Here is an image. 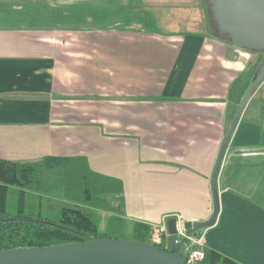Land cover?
I'll return each mask as SVG.
<instances>
[{
	"label": "crops",
	"instance_id": "0c3cea01",
	"mask_svg": "<svg viewBox=\"0 0 264 264\" xmlns=\"http://www.w3.org/2000/svg\"><path fill=\"white\" fill-rule=\"evenodd\" d=\"M196 1L0 0V158H86L122 180L124 217L151 225L150 242L172 217L209 219L219 151L264 51L195 29ZM218 191L216 223L182 250L264 264V81Z\"/></svg>",
	"mask_w": 264,
	"mask_h": 264
},
{
	"label": "trees",
	"instance_id": "16d2710c",
	"mask_svg": "<svg viewBox=\"0 0 264 264\" xmlns=\"http://www.w3.org/2000/svg\"><path fill=\"white\" fill-rule=\"evenodd\" d=\"M206 2V8L202 0L190 5V20L198 31L206 33V14L210 32L229 41L220 33L209 0ZM124 214L122 180L93 170L84 157L0 158V250L105 238L150 242L151 225L130 224ZM157 246L170 251V239L168 248ZM203 249L205 257L198 264H242L216 250Z\"/></svg>",
	"mask_w": 264,
	"mask_h": 264
},
{
	"label": "water",
	"instance_id": "95a60500",
	"mask_svg": "<svg viewBox=\"0 0 264 264\" xmlns=\"http://www.w3.org/2000/svg\"><path fill=\"white\" fill-rule=\"evenodd\" d=\"M214 19L222 35L235 46L264 51V0H209ZM264 81V62L244 94L222 143L211 179L213 213L205 221L185 220L189 234L212 226L220 212L218 175L233 132L242 111L255 90ZM171 250L150 242L129 238H105L63 245L18 247L0 250V264H191L182 255L178 219L167 222Z\"/></svg>",
	"mask_w": 264,
	"mask_h": 264
},
{
	"label": "built area",
	"instance_id": "2783aa9c",
	"mask_svg": "<svg viewBox=\"0 0 264 264\" xmlns=\"http://www.w3.org/2000/svg\"><path fill=\"white\" fill-rule=\"evenodd\" d=\"M179 233L181 237H185L186 241H191L192 234L188 233V230L184 227V220H179ZM155 245H162L165 248L169 247V232L168 227L165 224L154 226L151 242ZM182 255L186 262L191 264H198L205 257L204 249L202 247L195 248L193 245L187 246L184 250H182Z\"/></svg>",
	"mask_w": 264,
	"mask_h": 264
},
{
	"label": "rangeland",
	"instance_id": "374dc122",
	"mask_svg": "<svg viewBox=\"0 0 264 264\" xmlns=\"http://www.w3.org/2000/svg\"><path fill=\"white\" fill-rule=\"evenodd\" d=\"M203 2H204V5H205V8H206V4H207V2H206V0H203ZM207 10H205V12H206ZM205 18H204V20L206 21V24H207V26H208V28L210 27V21H209V16H207L206 14H205ZM197 24H199V23H197ZM197 28H199V27H197ZM195 29H196V27H195ZM220 37V36H219ZM225 39V38H224ZM45 175H47L46 174V172H45ZM11 208H14L13 207V204H11V206H10Z\"/></svg>",
	"mask_w": 264,
	"mask_h": 264
}]
</instances>
